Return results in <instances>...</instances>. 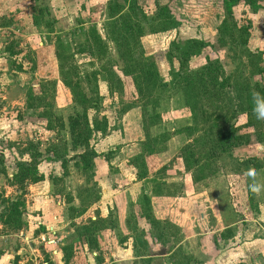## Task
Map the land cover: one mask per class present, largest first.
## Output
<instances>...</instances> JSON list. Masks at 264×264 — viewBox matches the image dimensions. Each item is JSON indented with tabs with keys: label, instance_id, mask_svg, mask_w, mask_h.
Here are the masks:
<instances>
[{
	"label": "rangeland",
	"instance_id": "374dc122",
	"mask_svg": "<svg viewBox=\"0 0 264 264\" xmlns=\"http://www.w3.org/2000/svg\"><path fill=\"white\" fill-rule=\"evenodd\" d=\"M245 9L238 4L230 16L222 0H0V216L16 199L21 213L19 228L0 219L10 264H117L119 254L174 248L183 234L170 216L155 215V197L187 194L189 218L202 213L209 224L212 200H233L243 219L264 226V120L256 129L246 113L231 119L238 130L228 152L209 162L207 146L196 142L211 118L194 117L180 87L146 99L138 93L142 65L172 83L189 39L206 44L187 61L192 79L215 70L218 83L264 87L256 71L264 68V35L239 45L238 28L255 29ZM222 23L235 34L221 35L220 47ZM245 49L260 58L247 61ZM190 150L198 162L188 168ZM23 163H35L43 180L16 182ZM222 240L214 239L218 248ZM185 253L179 264H198Z\"/></svg>",
	"mask_w": 264,
	"mask_h": 264
},
{
	"label": "trees",
	"instance_id": "16d2710c",
	"mask_svg": "<svg viewBox=\"0 0 264 264\" xmlns=\"http://www.w3.org/2000/svg\"><path fill=\"white\" fill-rule=\"evenodd\" d=\"M222 1L225 6V12L229 13V15L231 16L232 8L238 5L240 2L247 4L252 10L255 11L258 8H260L259 2L262 0H222ZM155 3L157 4V1ZM158 10L161 12L168 13L167 12L168 9L165 6H159ZM165 21L167 22V24L175 23L172 17H170L169 15L166 16ZM169 21L171 23H169ZM224 24L225 23H222L219 27L220 37L217 41L220 47H223L225 45V42L221 38V35H228V34L232 35L234 32L232 31L233 28H228ZM235 26L236 25L234 24V29ZM165 29L166 28H164L163 30ZM127 31L129 33L132 32L131 27H128ZM238 32H239L238 35H240L239 45L243 47H247V42L249 38L248 28L239 27ZM205 46H206L205 43L197 39H189L184 43L182 48L177 51V59L179 62V67L178 70L174 73V79L172 83L169 85L166 83H162L159 80V77L156 74L153 65L141 64L142 66L139 68L140 69L139 72L142 82L139 85L138 93L141 99L142 98L146 99L152 97L155 91H159L160 93H162L167 91L168 87L171 88L180 87L184 102L187 105L188 109L192 112L193 116L195 117V115H200L203 124L208 123L211 118V123L208 125V128L205 129L206 137L202 136L201 140L198 141L197 139L195 140L197 141L196 144L201 142L202 144L207 146V150L205 152L206 154L203 157V160L211 162L213 158L214 157L217 158L219 154L228 152V149L230 147L229 142L232 141L233 134H235V132L238 130V128L234 127V125L230 123L231 119H235L236 117H238V115L246 113L249 117L246 126H253L252 122H256L255 128L257 129L260 120L258 121V118L253 111L252 93L258 92L260 96L264 98V87L259 86L257 83L253 85L247 82L244 83V81L239 79L233 80L231 82L224 81L218 83V75L216 73L217 71L215 70L208 71L204 75L196 79H192L187 70V61L191 57L200 54L201 50ZM244 51H246L247 61L249 60L252 61L254 57L256 56L259 57L260 55V54L258 55L254 54L247 49H245ZM256 71L259 74H263L264 68L257 67ZM59 72L60 74H62L61 69ZM64 81L66 83L65 79ZM205 105H207L209 109H212V113L210 112L208 114L207 109H205ZM224 110H225V116L222 115V112ZM261 126L262 125H260V127ZM190 151L191 152L187 151L185 155L186 156L185 160H186V164L188 165V168H191L190 165H194V164L196 165V163L198 162L197 159L195 160L193 159L194 158V156L192 155L193 151L192 150ZM79 157L84 158V154L80 155ZM189 159L191 160L189 161ZM253 161L254 159L250 160L249 162H253ZM134 166L135 168H137V165ZM62 168L65 167L62 165ZM259 168H261V166L259 165L255 166L256 170ZM28 176L30 178H28ZM138 177H140L139 174ZM13 178L14 180H16V182H20V183L24 179H29V181L32 183H36L43 180L42 175H38L37 173L35 163L19 164L18 172ZM19 206H20V202L17 199L15 201H11L8 203L7 211L4 209V212L0 216V219H2L1 223L3 226L9 227L13 225V227L19 228L21 224L20 223L21 213L19 211Z\"/></svg>",
	"mask_w": 264,
	"mask_h": 264
},
{
	"label": "crops",
	"instance_id": "0c3cea01",
	"mask_svg": "<svg viewBox=\"0 0 264 264\" xmlns=\"http://www.w3.org/2000/svg\"><path fill=\"white\" fill-rule=\"evenodd\" d=\"M239 5H243L246 8L245 14L250 23L248 25L251 27L252 24V27L255 28L252 32L249 31L251 29H248V35H264V0L259 2L260 8L255 11L243 2H240ZM190 199L187 194L184 196L182 194L180 197L162 196L151 199L152 205H157L156 209L154 208L155 215L170 216L171 218L168 220L179 227L183 234V239L181 238L180 241L176 242L174 248H167L165 251L156 250L153 251L154 253L145 256L153 259L151 264H179L183 254H186L185 251L189 252L192 258L198 261V264L248 263L249 258L253 259L254 253L256 258L251 262L260 264V255L258 254L263 256L262 250L264 247V226L262 224L255 219H243V215L246 216V213L240 212L239 209L236 210L233 200L227 201L228 203L224 207L223 203L216 200H212V203L209 202L210 206H207V208L210 210L209 214L212 215L214 221L212 224H209L205 219L207 215L204 216L202 213H198L200 218L192 220L189 218L192 215V209L190 208L192 200ZM201 205L204 204L202 203ZM174 215L179 216L180 219L172 220ZM227 230L230 232L224 235L220 234ZM7 237L2 232V225H0V264L11 263V253L13 252L10 253L5 248ZM214 239L217 243L223 239L221 243L224 244L223 251L222 245L220 244V248H218ZM121 251L124 253L128 252L127 249H122ZM127 254H119L112 263L133 264L135 260L145 258L144 256L138 257Z\"/></svg>",
	"mask_w": 264,
	"mask_h": 264
},
{
	"label": "clouds",
	"instance_id": "9594fccd",
	"mask_svg": "<svg viewBox=\"0 0 264 264\" xmlns=\"http://www.w3.org/2000/svg\"><path fill=\"white\" fill-rule=\"evenodd\" d=\"M252 103H253V111L256 114L257 118L260 120H264V98L260 96L258 92L252 93ZM248 177H254L256 173L254 171H248L245 173ZM253 190H259L254 186Z\"/></svg>",
	"mask_w": 264,
	"mask_h": 264
}]
</instances>
